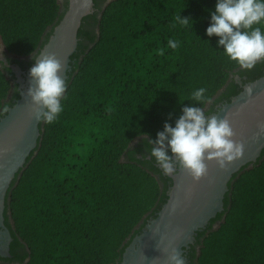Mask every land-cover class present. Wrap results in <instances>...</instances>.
Masks as SVG:
<instances>
[{"label":"trees","instance_id":"obj_1","mask_svg":"<svg viewBox=\"0 0 264 264\" xmlns=\"http://www.w3.org/2000/svg\"><path fill=\"white\" fill-rule=\"evenodd\" d=\"M215 2L107 5L92 46L71 57L77 60L63 111L51 124L42 121L37 148L7 192L12 235L28 250L18 264H118L144 219L160 210L167 195L156 172L125 154L135 139H155L165 122L174 124L194 89L207 88L204 107L241 68L217 49L216 36L205 34ZM59 11L57 0H0L6 50L31 54L61 18ZM179 13L193 26L176 24ZM170 38L180 47H166ZM253 67L250 82L264 75V60ZM9 90L0 69V105ZM195 241L193 264H264V150L252 168L233 176L224 211Z\"/></svg>","mask_w":264,"mask_h":264},{"label":"water","instance_id":"obj_2","mask_svg":"<svg viewBox=\"0 0 264 264\" xmlns=\"http://www.w3.org/2000/svg\"><path fill=\"white\" fill-rule=\"evenodd\" d=\"M91 7L92 0H70L68 9L35 57L34 64L39 56L55 54L61 61L60 75L65 78L66 85L71 56L78 43L77 32L82 19L91 12ZM15 72L22 81L18 67ZM30 86H34V81L28 76L21 86L20 98L0 119L1 226L7 192L25 169L41 136L42 121L35 118L30 97L26 95ZM214 115L229 119L234 131L232 139L244 145L242 155L223 169L217 166L215 160H205L207 171L199 179H194L182 167L178 168L176 174L170 175L172 185L166 202L129 241L118 264H168L171 248H176L183 255L194 243L196 234L205 230L210 220L224 211V198L233 176L252 168L260 161L264 150V75L244 85L241 92ZM219 225L220 222H217L213 230ZM4 235L6 242L0 246L1 256L8 255L10 237L7 231Z\"/></svg>","mask_w":264,"mask_h":264},{"label":"clouds","instance_id":"obj_3","mask_svg":"<svg viewBox=\"0 0 264 264\" xmlns=\"http://www.w3.org/2000/svg\"><path fill=\"white\" fill-rule=\"evenodd\" d=\"M180 13L175 16V23L184 28L192 27L195 21ZM209 17L205 34L218 38L217 49L228 60L244 69H251L257 61L264 60V0H216ZM166 47L177 49L180 41L170 38ZM164 51L161 48L160 54ZM3 61L7 60L0 56V68H5ZM61 70V61L55 54L39 56L29 69L34 86L27 89L26 95L30 97L37 121L51 124L63 111L66 81L60 75ZM207 91L206 87L194 89L192 103L182 107L174 124L165 122L155 139H147L151 145L149 155L165 175H174L182 167L194 179H199L207 171L205 160H215L223 169L242 155L244 145L232 139L234 131L229 119L206 114L203 105L210 98ZM8 110L7 104L0 105V115ZM168 264H185V257L171 248Z\"/></svg>","mask_w":264,"mask_h":264},{"label":"flooded vegetation","instance_id":"obj_4","mask_svg":"<svg viewBox=\"0 0 264 264\" xmlns=\"http://www.w3.org/2000/svg\"><path fill=\"white\" fill-rule=\"evenodd\" d=\"M111 1L113 0H92L91 12L82 19L80 27L78 29L77 32L78 43L76 50L72 56L80 55L82 54V52L84 51L86 52L92 46L93 44L92 41L98 35V24L102 12ZM57 2L60 6L59 14L62 17L65 11L68 9L70 0H57ZM54 26L48 28L44 32L36 50H34L31 54L26 56L9 53L6 50L0 38V56L4 57L7 60L2 62L5 65V68H0V69L3 71L6 78L10 82V90L3 104H7L9 106V109L12 108L14 104L17 102V100L20 98L21 86L25 84V82L27 81V78L29 76V69L33 66L35 61L34 58L36 57L42 46L47 42L49 36L53 31ZM76 60H77V56L71 59L70 62L71 70H72V65L76 63ZM16 67L20 69L21 72L20 77L22 81H19V77L15 72ZM256 74L257 73H255L254 67H252L251 69L240 68L239 70L232 73L226 84L204 106V110L206 114L214 115L215 113H217V111L221 109L223 105L228 103V101L234 97V94L237 92V90L243 89L244 85L250 82L249 79L254 77ZM6 114L7 113L0 115V119L4 117ZM150 148L151 145L148 144L146 137L137 138L130 144L129 149L125 154V157L127 159H134L137 161H141L144 163V165L147 168L154 170L156 172L157 179L161 181V187L164 189V195L166 196L172 183V179L170 175L173 174L165 175L163 173L159 165L149 155ZM155 214L156 212L149 214L144 219V221L141 223L142 225L140 224L142 228L144 227V225L148 223V221H150L153 218V215ZM2 216H3L2 226L0 225V246H3L4 243L6 242V237L4 235L5 231L8 232L10 241L8 242V255L7 256L0 255V264L1 263L18 264L21 261L24 262L27 258L28 250L22 241H20L19 239L17 240L14 239L12 235V231H13L12 224L8 218V213L6 212L5 205L2 212ZM195 242L196 241H194V243L190 245V247L186 249L184 252L186 264H193V262H195V257L191 258L190 256L192 254L194 256L198 254L199 245ZM191 246H192V250H191Z\"/></svg>","mask_w":264,"mask_h":264}]
</instances>
